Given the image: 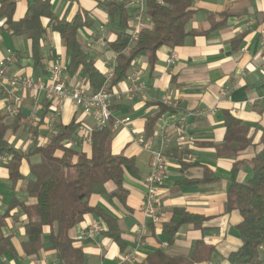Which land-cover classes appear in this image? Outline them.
<instances>
[{
    "label": "crops",
    "instance_id": "obj_1",
    "mask_svg": "<svg viewBox=\"0 0 264 264\" xmlns=\"http://www.w3.org/2000/svg\"><path fill=\"white\" fill-rule=\"evenodd\" d=\"M15 20L22 19L29 6L37 0H15ZM127 0H52L53 12L59 18L71 20L78 12H87L92 21L90 28L79 31L78 40L84 47L87 42L88 59L108 76L114 70L117 54L111 44L123 31L120 15H110L105 3ZM0 0V8H1ZM195 13L188 30L196 34L187 37L175 50L163 47L157 54L153 67L149 57L143 54L135 61L129 75L137 74L139 90L131 93V83L126 79L113 90L112 119L129 122L113 133L112 153L130 160L124 168L123 186L128 191L123 204L111 196L117 186L106 183V193L91 197L92 206L101 207L118 220L124 247L104 235L105 223L97 216L88 214L84 221L70 231L75 246L85 256V264H117L121 255L135 253L139 264L158 249L173 256H191L198 241L214 247L210 259L200 264H228L227 257L237 250L241 240L236 231L240 221L237 211L223 214V206L229 187L243 183L250 177L251 166L240 168L236 161L251 160L262 149L264 135V51L261 36L264 32V0H194ZM105 9L106 12L100 10ZM129 29L134 20V7L126 5ZM230 12L223 21L222 13ZM118 16V18H117ZM221 23L212 29L215 24ZM47 25V21H44ZM151 23L147 19L146 28ZM84 30L85 32L81 33ZM92 37V39H90ZM90 39V40H89ZM86 41V42H85ZM40 60L32 55L31 41L25 36H12L0 18V60L8 59L9 77L20 76L33 82H47L49 67H63L68 88L81 86L90 89L82 78V70L70 73L72 55L59 33L48 27L40 45ZM85 49V47H84ZM9 52L11 54H9ZM12 55L13 59H10ZM173 60L174 62H170ZM177 104L172 112H165L158 104ZM8 99L0 91V115L6 116L11 126L20 114L24 128L14 134L7 133L8 141L20 152L46 145L56 133L58 124L76 122L79 132L69 147L91 152L86 138L96 128L95 118L85 115L71 100H50L44 93L27 92L23 104L14 116L8 113ZM166 105V104H164ZM226 112L231 113L249 129L251 147L238 157L223 158L216 154V145L225 137ZM158 117L150 134L147 123ZM171 137L167 152L165 180L159 191V205L169 223L175 208H185L193 214L209 220L203 230L183 225L174 237L163 234L162 227L148 225L140 212L145 184L152 167L151 151L160 148L164 135ZM7 162H0V216L4 215L11 199L34 204L24 190L25 181L31 178L26 161L23 162L21 180L12 188ZM251 171H248V170ZM5 229L13 234L16 255L6 253L7 264H55L56 254L40 251L28 257L21 250L25 216L19 209L11 212ZM100 228L95 231V228ZM94 230L93 234L80 238L81 233ZM48 241L50 228L44 229Z\"/></svg>",
    "mask_w": 264,
    "mask_h": 264
},
{
    "label": "trees",
    "instance_id": "obj_2",
    "mask_svg": "<svg viewBox=\"0 0 264 264\" xmlns=\"http://www.w3.org/2000/svg\"><path fill=\"white\" fill-rule=\"evenodd\" d=\"M129 1L106 2L109 14L120 15L123 31L110 46L117 54L113 76L110 79V91L127 79L135 61L143 54L149 57L153 67L157 62V54L163 47L172 51L184 44L187 37L196 34L188 30L194 9V0H149L146 16L151 23L145 28L139 41L131 45L129 37V15L126 5ZM0 18H5V26L12 36H25L32 44V55L40 60V45L47 28L60 34L69 53L72 55L70 73L75 74L79 68L82 78L90 89L89 93L99 91L108 81L92 60L88 59L84 47L78 40L81 29L90 28L92 21L87 12H78L71 20L59 18L53 12L52 0H37L29 6L25 16L15 20L16 1L1 0ZM224 12L223 21L230 16ZM47 21V25H44ZM215 24L213 28L220 26ZM163 111L175 110L171 106L158 104ZM20 113V111H19ZM20 114L10 126L6 116L0 115V156L9 157L6 164L9 180L15 189L18 182L24 180L21 173L23 162L29 167L31 178L25 181L24 190L34 204H27L16 198L11 199L4 215L0 216V264H7L6 253L16 255L13 234L7 233V220L13 219L11 212L19 209L25 216L24 235L21 250L28 257L36 256L40 251H51L56 254L55 264H85V256L75 246L70 231L82 223L88 214L99 217L106 225L104 235L113 239L121 248L124 241L118 220L98 206H92L91 197L106 193V183L113 182L117 189L111 196L118 197L124 204L128 191L124 188V168L130 160L123 155L112 153L114 119L111 118L106 127L95 128L91 135L90 154L68 146L77 136L80 125L76 122L65 126L58 124L56 133L44 146H34L28 152H20L8 141L7 133L12 129L18 134L24 124ZM153 117L147 123L148 132L156 123ZM225 137L216 145V154L223 158H236L251 147L248 127L240 119L226 112ZM262 149L251 160H238L235 166L243 168L251 166L252 177L243 183H233L226 194L223 214L237 211L240 221L235 228L241 240L240 247L227 257L228 264H263L262 247L264 246V135ZM209 219L193 214L185 208H175L169 223H162L163 234L174 237L183 225H191L203 230ZM155 227L159 225H153ZM50 228L48 241L45 240L44 229ZM214 247L203 240L198 241L193 254L189 256H173L163 249L150 254L139 264H200L209 261Z\"/></svg>",
    "mask_w": 264,
    "mask_h": 264
},
{
    "label": "built area",
    "instance_id": "obj_3",
    "mask_svg": "<svg viewBox=\"0 0 264 264\" xmlns=\"http://www.w3.org/2000/svg\"><path fill=\"white\" fill-rule=\"evenodd\" d=\"M134 7V20L129 30L130 44H136L142 31L146 28V9L149 0H128ZM262 50L264 51V32L261 36ZM9 54H11L9 52ZM13 59L12 55L9 56ZM8 59L0 60V91H3L8 99V113L14 116L18 113L20 107L23 104V95L27 92L44 93L47 98L56 102H62L67 99L79 108L85 115L95 118L96 127L102 129L106 127L112 118V99L113 93L110 91V79L113 76L111 71L107 78L106 84L97 92H86L81 86H75L68 88L63 74V67L60 64H53L49 67V77L47 82H33L29 78L20 76L9 77L7 74ZM174 62L173 60L170 61ZM127 80L131 83L129 92L134 93L139 90V84L137 80V74L128 75ZM166 105L172 108H177V104H170L169 101H165ZM129 122V119L116 120L112 128L114 133L120 126ZM171 137L164 135L160 148L151 151L153 162L149 175L146 177L145 192L143 204L140 208V212L145 218L143 228L146 229L148 225H161L165 222V217L161 212L159 205V191L160 187L165 180L167 169V152L169 150ZM88 144H91L92 139L89 135L86 138ZM7 157L0 156V162H7ZM100 228L96 227V230ZM93 229L87 233H81L80 238L90 236L93 234ZM262 256L264 264V246L262 247ZM135 260V253L129 252L121 255L117 264H129Z\"/></svg>",
    "mask_w": 264,
    "mask_h": 264
},
{
    "label": "rangeland",
    "instance_id": "obj_4",
    "mask_svg": "<svg viewBox=\"0 0 264 264\" xmlns=\"http://www.w3.org/2000/svg\"><path fill=\"white\" fill-rule=\"evenodd\" d=\"M100 10H102L103 12H106L105 9H103V8H101ZM117 18H118V16H117ZM84 32H85L84 30L81 31L82 35ZM90 39H92V37ZM84 47H85V50L88 51L87 42L85 43ZM248 171H251V170L249 169ZM249 174H250V177H247L243 182H246L247 180H249L252 177V172H249Z\"/></svg>",
    "mask_w": 264,
    "mask_h": 264
}]
</instances>
